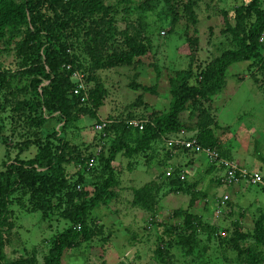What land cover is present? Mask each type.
I'll list each match as a JSON object with an SVG mask.
<instances>
[{"label":"trees","instance_id":"1","mask_svg":"<svg viewBox=\"0 0 264 264\" xmlns=\"http://www.w3.org/2000/svg\"><path fill=\"white\" fill-rule=\"evenodd\" d=\"M108 1L0 0V58H12L7 65L0 61V137L4 121H9L17 139L14 143L23 151L30 147L36 150L30 159L15 156L2 163L0 264H37L32 256L7 260L4 255L6 231L11 229L8 222L11 204L21 208L27 203L29 213L38 212L41 220L55 213L65 223L60 232L46 241L41 264H60L67 249L101 234L102 229L96 228L91 212L98 206H106L116 196L114 188L118 182L112 163L118 154L127 160L137 155L148 159L157 145L167 147L169 159L178 153L198 152L166 145L167 140L177 135L195 131L193 139L200 148L212 149L220 158L230 161L221 150L222 145L212 137L208 116L202 120L203 125L198 121L205 112L200 108L203 103L210 105L219 94L225 85V72L234 63L249 62L247 69L253 68L264 80V41H260L264 34V0H240L230 12H221L220 32L229 35L228 47L203 67L197 66L194 74L189 64L174 73L176 77L168 80L169 102L165 112L153 111L137 117L126 113L124 118H108L100 136L99 151L95 155H82L69 145L66 133L80 130L79 119L84 115L92 117L101 106L106 90L97 82V72L130 66L146 51L143 37L138 36L135 28L117 31L113 5ZM195 1L141 0L138 10L155 9L161 24L169 25L175 22L171 15L179 8V12L191 17L188 23L195 25L192 20ZM116 35L122 38L121 42L114 38ZM75 71L84 74L86 84H92L79 92L87 96L83 103L79 95L72 94L76 83L71 81V75ZM12 79L23 84L13 90ZM130 85L134 90L140 89L141 94L154 92L152 87ZM137 102L141 104L139 99ZM183 113L195 122L181 121ZM129 120L142 122L141 130L129 125ZM58 125L60 128L56 130ZM71 161L79 169L73 180L64 171ZM215 168L220 170L212 163L205 171ZM179 173L180 169L174 168L167 176L161 174L158 182H148L131 191L130 207L146 213L150 221L158 215L159 201L166 194L189 195L186 208L172 210L164 222L155 224L159 232L151 259L165 264L167 251L177 248L196 264H209L204 260L209 245L221 244L232 255L222 258V264H264V210L251 221V229L242 231L238 219L233 221L232 232L220 236L216 225L191 211L197 198H204V194L193 189L194 183L180 180ZM83 174L89 177V192L82 185ZM215 181L220 183L218 179ZM171 219L180 222L173 223Z\"/></svg>","mask_w":264,"mask_h":264},{"label":"rangeland","instance_id":"2","mask_svg":"<svg viewBox=\"0 0 264 264\" xmlns=\"http://www.w3.org/2000/svg\"><path fill=\"white\" fill-rule=\"evenodd\" d=\"M139 1H108L113 5L117 31L120 33L124 29L129 31L135 28L138 36L143 37L146 51L138 62L130 66L97 72V82H101L106 90L101 106L92 117L84 115L79 119L80 130L66 133L69 145L84 156L88 153L95 155L99 151L102 145L100 136H103L102 129L109 123L108 118H124L126 113L137 117L147 116L153 111L165 112L169 102L168 80L176 77L174 73L185 69L188 64L192 69L191 74H194L198 67H203L228 47L229 35L224 33V36L220 32L223 30L221 12H230L240 4V0H196L192 8L195 25L188 23L191 17L179 12V8L171 15L175 22L166 25L161 24L160 15L155 9L148 12L138 10ZM185 2L181 0V3ZM114 38L122 41L119 35ZM261 40L264 41V34ZM11 60V56L0 58L4 65ZM247 64L249 62L234 63L227 68L224 87L210 105L202 104L200 109L205 112L198 121L203 125L202 120L207 115L212 137L222 145L221 150L228 154L230 162L248 171L258 170L264 179V80L253 68L247 69ZM84 79L82 73L79 78H71V81L76 83L79 80L84 90L91 88L92 84H86ZM131 83L152 87L154 92L141 94L140 89H132ZM22 84L12 79L11 88L14 90ZM138 99L141 104L137 102ZM179 118L184 122H195V119L189 120L186 113ZM102 124L103 127L96 129ZM12 128L9 121H4L3 135L0 137V172L4 170L2 163L11 161L15 156L26 160L36 154L34 148L23 151L21 146L14 143L17 139ZM59 128L60 125L56 126V130ZM194 135L195 131H190L177 136L191 140ZM21 141L22 138H19ZM167 152V147L157 145L148 159L142 155L130 160L120 154L115 157L112 166L118 182L114 188L116 196L106 206H98L91 212L96 228L102 229L101 234L81 241L78 247L67 249L60 264H158L151 259L154 240L159 232L155 224L164 222L172 210L186 208L189 195L166 194L159 201L158 215L150 221L146 213L130 207L131 191L145 183L158 182L161 174L167 176L174 168L180 169L183 179L189 184L194 183V190L204 194V198H197L191 211L201 215L209 224L216 225L220 236L232 232L233 221L238 219L242 231L251 229V221L259 211L264 210V188L244 183L223 186L215 181L221 176V169L206 172L210 163L201 152L178 153L174 160L167 157ZM188 161L191 163L185 164ZM77 169L73 161L64 167L66 175L72 180L77 176ZM82 176V185L87 186L89 177L85 174ZM85 188L88 192L91 190L89 186ZM224 194L227 198L220 204ZM8 210L11 229L6 231V259L14 260L18 256L29 259L32 256L37 264H41L46 241L60 232L65 223L55 213H49V218L41 220L38 212L29 213L27 203L21 208L11 204ZM240 213L242 216H239ZM170 222L180 221L171 219ZM107 234L109 238L104 239ZM209 247L204 257L209 264H222V258H232L224 245ZM167 252L165 264H196L177 248Z\"/></svg>","mask_w":264,"mask_h":264},{"label":"built area","instance_id":"3","mask_svg":"<svg viewBox=\"0 0 264 264\" xmlns=\"http://www.w3.org/2000/svg\"><path fill=\"white\" fill-rule=\"evenodd\" d=\"M261 40V39H260ZM78 72H73L71 75V78H79ZM83 86L80 84L79 80L76 82V87L73 89L72 94L73 95H79L80 90H83ZM80 102H85L87 100V96L85 93L82 95H79ZM129 125H131L134 128H137L138 130H141L142 128V122L132 120L129 122ZM103 127V124L101 126H96V129H100ZM167 146H177L184 149H195L199 152H201L205 157L207 158L208 162L210 164L215 163V165L219 166V168L222 171L221 176H219L220 184L226 187L239 185L240 183H244L246 185H259L261 187H264V182L261 179L260 174L257 171H248L244 168L236 166L233 162L227 161L224 158H220L218 154L209 148H200L196 142L195 139L191 140H185L181 137H176L170 140L166 141ZM91 165V161L88 163V167ZM179 179H183L182 172L179 173ZM227 196L226 194L223 195L222 201H220V204H222L226 200Z\"/></svg>","mask_w":264,"mask_h":264},{"label":"crops","instance_id":"4","mask_svg":"<svg viewBox=\"0 0 264 264\" xmlns=\"http://www.w3.org/2000/svg\"><path fill=\"white\" fill-rule=\"evenodd\" d=\"M177 156V155H176ZM176 156L174 155L172 158H171V160H174L175 158H176ZM192 166V165H191Z\"/></svg>","mask_w":264,"mask_h":264}]
</instances>
